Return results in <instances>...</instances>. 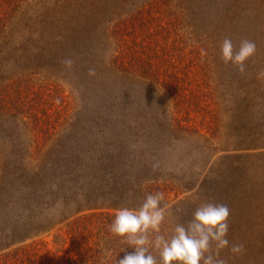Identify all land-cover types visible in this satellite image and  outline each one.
I'll use <instances>...</instances> for the list:
<instances>
[{"label":"trees","instance_id":"trees-1","mask_svg":"<svg viewBox=\"0 0 264 264\" xmlns=\"http://www.w3.org/2000/svg\"><path fill=\"white\" fill-rule=\"evenodd\" d=\"M157 6L180 26L174 53L162 28L160 57L145 43ZM225 37L256 43L245 73L222 62ZM190 67L211 76L232 150L187 121L200 100ZM261 70L264 0H0V264H119L135 249L114 244L117 210L148 193L162 192L164 206L174 190L218 191L237 157L225 152H264ZM51 83L80 90L79 110L60 123L39 116L58 95L35 89ZM188 154L208 159L188 169ZM64 228L61 253L33 241Z\"/></svg>","mask_w":264,"mask_h":264},{"label":"rangeland","instance_id":"rangeland-1","mask_svg":"<svg viewBox=\"0 0 264 264\" xmlns=\"http://www.w3.org/2000/svg\"><path fill=\"white\" fill-rule=\"evenodd\" d=\"M171 14L173 13L171 12ZM171 14L169 11L165 12L162 6H157L152 9L151 15L147 19L149 21L147 29L150 30V36L149 34L145 36V43L147 44L146 46L150 47L148 52L156 53L159 57L164 55L162 53L164 51L162 44L165 34L162 28L167 27V25L173 21ZM179 28L180 26L177 24H175V27L170 24V32L173 34V37L168 39V44L171 45V52L173 53L176 52V49H173V47L176 45L174 41ZM166 45L165 43V46ZM190 70L192 73L191 87L200 99L198 101L200 106H197V109L187 121L190 119L192 125L198 126L201 135L214 140L213 142L219 148L228 147L226 146V140L232 142L233 139L231 137H233V134L230 129L224 128L226 123L224 117H219V106L215 104L216 99L213 94L214 85L207 81L211 76L205 71L200 70V68L196 69L190 67ZM47 89L50 91L53 90L55 95H58V99L53 101L50 99L45 103L42 102V106L39 107V109L41 112L42 110L45 112L43 115L39 114V116L49 118L52 122L60 123V121L63 122L65 119L76 114L80 107L78 103V94L80 90H73L65 84L55 85L51 83L48 88L36 87L35 91L43 90L42 92L49 93ZM23 115L29 117L27 113H23ZM182 148L184 150L185 144ZM182 148L176 153L180 152ZM228 148L232 150L231 147ZM255 153L257 157L254 158L246 157V153L243 152H225V155L228 154L237 157L225 161L224 168H227L228 178L226 177L225 180L222 181L219 190L216 192L213 188L204 186L203 189L199 190L196 188L190 193H181L179 190H174L170 193L167 201L169 204H167L165 208L166 219L161 229L173 231L176 224H186L187 221L192 218L198 204L202 201L210 200L226 204L230 209V229L227 238L230 244H242L244 246V251L242 254L234 255L229 250L225 249L220 255L226 260L227 264H264V152L258 151ZM181 154L182 153L176 155ZM176 155H173L174 158H176ZM222 155L224 154L219 153L216 156H212V153H209V158L213 157L212 162H214ZM184 157L185 154L184 156L182 154L181 158L183 159ZM187 159H192L188 166L189 169L190 167L193 168L194 162L196 165L199 163L197 167H200V163L206 161L208 157L196 156L193 159L191 155L188 154ZM240 170L242 173L238 174ZM234 175L236 177H234ZM230 184L236 186L234 187V185ZM197 191L200 193L195 196L194 194ZM220 192L221 194H219ZM186 199L187 201L185 202ZM90 212L87 211L81 215ZM66 231V228L61 231L56 229L52 233L43 234L33 241L49 244L48 247L45 246V252H43V254L50 251L51 255H56L62 252L61 247L64 246L63 241L60 242L61 240L58 236L60 234L65 235ZM33 241H29V243ZM106 243L107 241L100 242V244L104 245H106ZM120 243L121 239L114 240L116 246ZM52 264H54V261Z\"/></svg>","mask_w":264,"mask_h":264},{"label":"clouds","instance_id":"clouds-1","mask_svg":"<svg viewBox=\"0 0 264 264\" xmlns=\"http://www.w3.org/2000/svg\"><path fill=\"white\" fill-rule=\"evenodd\" d=\"M256 52V43L246 38L236 46L230 37H225L220 45L222 62L237 68L241 74L245 73L247 62ZM94 74L95 70L90 69L89 75ZM262 77L264 70L257 74L258 79ZM163 199L162 192L148 193L138 208L117 210L109 231L135 249L119 264H227L220 255L223 250L234 255L243 253L242 244H230L227 238L230 209L226 204L210 200L200 202L186 224H176L172 233L166 235L161 232L167 207L162 206ZM150 249L158 253L159 259Z\"/></svg>","mask_w":264,"mask_h":264}]
</instances>
